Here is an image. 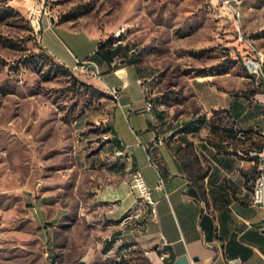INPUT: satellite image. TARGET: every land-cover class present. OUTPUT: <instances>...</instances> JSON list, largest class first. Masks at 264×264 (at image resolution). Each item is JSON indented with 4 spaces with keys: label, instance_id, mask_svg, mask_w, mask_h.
I'll return each instance as SVG.
<instances>
[{
    "label": "rangeland",
    "instance_id": "374dc122",
    "mask_svg": "<svg viewBox=\"0 0 264 264\" xmlns=\"http://www.w3.org/2000/svg\"><path fill=\"white\" fill-rule=\"evenodd\" d=\"M231 3L239 17L225 0H0V264H156L140 245L105 250L110 224L136 218L131 209L110 216L120 201L113 192L130 191L116 177L125 166L105 120L111 96L48 55L32 8L137 48L134 62L157 97L190 110L192 76L249 74L250 42L264 56V0ZM251 75L248 90H264Z\"/></svg>",
    "mask_w": 264,
    "mask_h": 264
},
{
    "label": "crops",
    "instance_id": "0c3cea01",
    "mask_svg": "<svg viewBox=\"0 0 264 264\" xmlns=\"http://www.w3.org/2000/svg\"><path fill=\"white\" fill-rule=\"evenodd\" d=\"M37 29L45 51L58 63L76 68L79 59L92 60L100 72L94 74V66L86 70L92 84L107 92L120 87L118 98L110 94L105 120L117 149L114 157L125 166L116 177L130 191H104L120 198L111 217L119 219L131 209L136 218L110 224L105 239L116 240L110 249L140 245L156 264H225L224 256L264 264V204L253 202L264 161L257 142L252 143L257 130L264 132V90H248L252 75L232 69L196 74L190 78L196 106L178 110L141 76L134 48L104 44L107 33L60 21L52 13H42ZM115 59L119 63L113 65ZM138 170L151 188L155 210L135 195Z\"/></svg>",
    "mask_w": 264,
    "mask_h": 264
},
{
    "label": "built area",
    "instance_id": "2783aa9c",
    "mask_svg": "<svg viewBox=\"0 0 264 264\" xmlns=\"http://www.w3.org/2000/svg\"><path fill=\"white\" fill-rule=\"evenodd\" d=\"M225 3L230 7L233 11V13L236 16L241 15V11H239V8L231 3V0H225ZM33 15L37 17L38 24L40 26V20H41V12H37L35 9L32 8ZM44 13H50L48 10H45ZM122 42H114L115 45L121 44ZM251 48L247 52V54L244 56V59L248 61V65L252 67L253 76L256 78L257 84H264V56H261V51H255V45H253L250 42ZM134 51H137V48H134ZM119 63L117 59H115L112 64L116 65ZM90 66H94V74L99 75L100 72L98 70L97 64L89 59H79L78 63L76 65V68H79L80 70H88ZM140 83H143V79H139ZM112 90L116 91L120 94V87L113 85L110 86ZM152 107H153V101L148 100L146 102V110L152 114ZM160 142V140H159ZM261 155H264V148L259 152ZM134 186L137 187L141 193V196L145 199H150V205H155L156 202L152 198L151 194V188L145 183V180L143 178L142 173L138 170L136 174V178L134 179ZM255 182V190H253V202L254 203H262L264 204V163H262L261 168L258 170V173L256 175ZM133 218V214H127L124 217V221H129ZM220 252L224 255V248L220 247ZM167 252H164L161 257L164 258L167 256ZM225 258V264H243V259L240 256L235 257H227Z\"/></svg>",
    "mask_w": 264,
    "mask_h": 264
},
{
    "label": "trees",
    "instance_id": "16d2710c",
    "mask_svg": "<svg viewBox=\"0 0 264 264\" xmlns=\"http://www.w3.org/2000/svg\"><path fill=\"white\" fill-rule=\"evenodd\" d=\"M8 7H10V9L12 10V9H14L12 6H8ZM20 13V12H19ZM68 18H64V20H61V21H65V20H67ZM113 42V40H112V38H108L105 42H104V44H107V43H112ZM49 55V54H48ZM54 59V58H53ZM62 65V64H61ZM64 66V65H63ZM103 93V95H107V94H105V92H102ZM110 93V92H109ZM111 94V93H110ZM112 95V94H111ZM113 96V95H112ZM114 97V96H113ZM115 98V97H114ZM226 111V110H225ZM228 114V113H227ZM110 129V128H109ZM244 132H247V130H244ZM115 238H111V239H109V240H107V245L105 246V250L106 251H108L113 245H114V243H115Z\"/></svg>",
    "mask_w": 264,
    "mask_h": 264
},
{
    "label": "bare ground",
    "instance_id": "6f19581e",
    "mask_svg": "<svg viewBox=\"0 0 264 264\" xmlns=\"http://www.w3.org/2000/svg\"><path fill=\"white\" fill-rule=\"evenodd\" d=\"M38 21V20H37ZM245 65L247 67V69L249 70V72L251 74H253V71H252V67H250L248 65V61L245 59ZM108 91L115 97V98H118L119 97V93H117L116 91L112 90L111 88H108ZM262 156V162L264 161V155H261ZM137 174V173H136ZM135 178H136V175H135ZM254 190H255V186H254ZM148 202H150V199H147ZM153 210H155V205H153Z\"/></svg>",
    "mask_w": 264,
    "mask_h": 264
}]
</instances>
